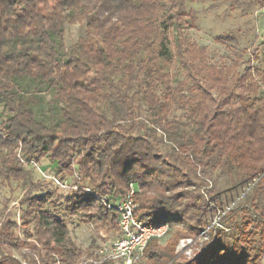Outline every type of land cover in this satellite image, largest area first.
Segmentation results:
<instances>
[{
    "label": "trees",
    "instance_id": "obj_1",
    "mask_svg": "<svg viewBox=\"0 0 264 264\" xmlns=\"http://www.w3.org/2000/svg\"><path fill=\"white\" fill-rule=\"evenodd\" d=\"M186 1L0 0V176L24 177L18 146L27 157L48 154L60 170L76 160L98 195L136 184L141 222H180L210 238L186 260L175 257L174 242L153 237L143 264H263L264 72L248 63L228 78L211 64L185 33ZM70 25L80 31L67 44ZM172 54L184 72L175 85L166 69ZM178 105L183 113L170 118ZM215 170L234 171L239 190L248 189L238 200L220 196L207 182ZM52 196L25 199L48 250L40 264H75L64 219L42 209ZM65 202L69 214L94 206L85 220L118 230L114 212L90 192L73 190ZM216 207L227 230L212 223ZM11 228H0V264H20L1 247L17 239Z\"/></svg>",
    "mask_w": 264,
    "mask_h": 264
},
{
    "label": "rangeland",
    "instance_id": "obj_2",
    "mask_svg": "<svg viewBox=\"0 0 264 264\" xmlns=\"http://www.w3.org/2000/svg\"><path fill=\"white\" fill-rule=\"evenodd\" d=\"M249 1H186V11L191 17L185 30L187 37L198 46L204 47L209 62L225 68L228 78L233 72L242 71L248 63L252 68L257 67L264 72V0ZM79 31L77 25L68 26L66 43L69 44L73 41ZM166 69L169 71L174 85L184 78L182 66L173 54L167 61ZM255 78L260 80L257 75ZM260 82L262 84L261 93L264 95V79ZM50 98L51 96L46 94L40 103L43 108L41 111L46 114V101ZM183 111V107L178 105L171 110L169 117L180 116ZM108 112L111 113L109 109ZM37 114L39 116L40 111H37ZM166 146L164 145V147ZM6 151L4 149L2 154ZM13 153L19 159L24 177L6 179L0 176V228L2 224L9 221L12 224L10 232L14 238H17L1 246L3 250L16 258L20 264H40L41 257H44L48 250L42 244L44 237L39 235L42 240L39 239L35 223L27 214L30 203L25 199L51 191L53 196L48 199L42 209L64 219L67 238L77 251L75 264L103 261L100 248L114 240L119 235L118 230L112 224L100 225L85 220L86 214L92 211L94 206H88L74 214L66 212L65 198L73 190L81 189L89 192L87 189H91L94 191L89 179L78 171L76 160H72L70 170H60L58 161L46 153L39 156L38 159L27 157L20 151L19 146L14 148ZM54 177L62 185L57 183ZM207 182L208 186H214L215 192L220 196H236L235 200H238L248 189L245 187L242 188L243 191L239 190L242 186L241 179L236 176L234 171L225 174L219 173V170L210 171ZM133 188L136 190V184ZM128 189H130L129 184L125 191ZM206 203L207 208L214 206L208 199ZM31 207L37 208V203L33 202ZM223 213L224 210L216 207L212 223L227 230L226 225L218 223ZM209 239L207 235H204V232L189 233L184 223L173 222L169 224L167 233L157 239V243L160 246H165L174 242L175 257L187 260L205 247V242ZM147 257V255L144 256L135 264L145 263ZM262 263L264 264V257ZM112 264L118 263L112 262Z\"/></svg>",
    "mask_w": 264,
    "mask_h": 264
},
{
    "label": "built area",
    "instance_id": "obj_3",
    "mask_svg": "<svg viewBox=\"0 0 264 264\" xmlns=\"http://www.w3.org/2000/svg\"><path fill=\"white\" fill-rule=\"evenodd\" d=\"M23 160V159H22ZM57 183L59 180L54 177ZM62 185V183H61ZM130 189L116 197L98 195L91 189L97 201L114 212L115 223L119 235L100 248L104 260H110L118 264H135L144 257V249L148 241L155 237L164 236L169 230V224H146L134 215L136 202L134 200V184L129 183Z\"/></svg>",
    "mask_w": 264,
    "mask_h": 264
}]
</instances>
